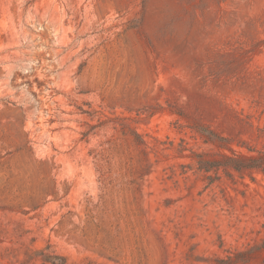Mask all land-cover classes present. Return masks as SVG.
<instances>
[{"label":"rangeland","instance_id":"obj_1","mask_svg":"<svg viewBox=\"0 0 264 264\" xmlns=\"http://www.w3.org/2000/svg\"><path fill=\"white\" fill-rule=\"evenodd\" d=\"M259 152L264 0H0V264H264Z\"/></svg>","mask_w":264,"mask_h":264},{"label":"trees","instance_id":"obj_2","mask_svg":"<svg viewBox=\"0 0 264 264\" xmlns=\"http://www.w3.org/2000/svg\"><path fill=\"white\" fill-rule=\"evenodd\" d=\"M197 130L200 134L206 137L208 142L216 145L219 148H227L225 145L227 143V139L203 127H199ZM229 150L231 151V149ZM197 162L201 169L205 172H208L212 169L217 170L221 167H230L236 172L258 170L264 167V152H259L256 156L249 157L244 155H234L232 157L221 155V159L219 161H205L202 156L199 155L197 156Z\"/></svg>","mask_w":264,"mask_h":264}]
</instances>
